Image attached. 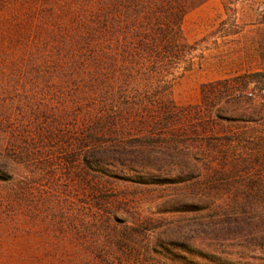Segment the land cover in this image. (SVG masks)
I'll return each instance as SVG.
<instances>
[{"label": "rangeland", "instance_id": "rangeland-1", "mask_svg": "<svg viewBox=\"0 0 264 264\" xmlns=\"http://www.w3.org/2000/svg\"><path fill=\"white\" fill-rule=\"evenodd\" d=\"M84 1L0 0V264H264V0L132 63Z\"/></svg>", "mask_w": 264, "mask_h": 264}, {"label": "trees", "instance_id": "trees-1", "mask_svg": "<svg viewBox=\"0 0 264 264\" xmlns=\"http://www.w3.org/2000/svg\"><path fill=\"white\" fill-rule=\"evenodd\" d=\"M89 1L93 39H101L107 29L112 31L117 42L124 45V60L132 63L137 57H155L158 61L166 57L179 59L185 45L184 16L190 7L205 0H86L79 9ZM83 142L87 147V142ZM95 149H86L85 159L94 152L107 151L102 147Z\"/></svg>", "mask_w": 264, "mask_h": 264}]
</instances>
